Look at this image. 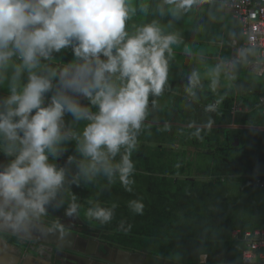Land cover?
<instances>
[{
    "label": "clouds",
    "instance_id": "obj_1",
    "mask_svg": "<svg viewBox=\"0 0 264 264\" xmlns=\"http://www.w3.org/2000/svg\"><path fill=\"white\" fill-rule=\"evenodd\" d=\"M198 2L164 0L177 18ZM130 11L134 9L129 0H0V85L7 69H12L10 94L0 100V137L10 142L7 155H14L0 169V225L23 229L46 214L66 179L65 168L49 163V156L62 153L59 145L70 137L77 139L84 158L72 183L81 176L91 181L104 175L109 183L118 177L125 190L132 191L130 157L136 133L146 117L149 96H160L167 86L172 46L182 41L177 33L163 34L155 21L130 35L126 31ZM67 47L77 63L62 69L41 65V59L50 60ZM185 53L191 56L187 47ZM38 68L47 74L34 71ZM221 71V64L209 70L213 91ZM24 73L27 82L19 85ZM54 77L59 88L45 105ZM200 86L201 74L194 69L186 91L194 97ZM69 92L87 97L97 111L82 107ZM65 113L75 121H88L80 136L62 131ZM121 148L124 153L117 161ZM114 207L97 204L87 209L86 216L106 224ZM129 207L137 214L143 212L139 201H130ZM79 208L73 196L65 214L77 215Z\"/></svg>",
    "mask_w": 264,
    "mask_h": 264
},
{
    "label": "trees",
    "instance_id": "obj_2",
    "mask_svg": "<svg viewBox=\"0 0 264 264\" xmlns=\"http://www.w3.org/2000/svg\"><path fill=\"white\" fill-rule=\"evenodd\" d=\"M129 5L134 9L126 21L130 35L155 21L163 34H179L180 47L192 42L203 44L197 38L201 35L199 39H204L213 18L208 9H203L204 18L201 17V7L196 4L178 18L171 14L172 6L164 0H129ZM233 38L238 39L237 35L227 36L219 55H230ZM67 50L72 56L67 63L62 62L63 68L77 60L72 48ZM173 53L171 59L184 60L182 52ZM171 64L172 61L169 75L173 70L181 72L182 69ZM35 71L47 74L41 69ZM19 82L23 85L27 77H21ZM53 86L45 105L59 88L55 77ZM165 89L158 97L149 96L146 117L136 133V145L130 157L134 165L130 177L132 191H126L118 177L109 183L104 175H97L91 181L81 176L78 183H72L78 173L77 165L84 158L77 150V139L70 137L59 145L64 149L62 153L49 156V163L65 168L66 179L40 218L54 222L74 217L65 214L73 196L87 209L97 204L105 208L115 205L109 223L92 220L95 224L89 225L113 245L171 264H200L202 255L204 264H242L245 245L232 238L231 232L264 229V187L258 185V181H264V131L257 129L264 128V115L255 99L244 100L231 92L210 91L205 83L194 89V97L187 91L181 96L170 95ZM68 94L92 113L97 111L87 97ZM235 104H242L248 111L232 112ZM209 106L214 110L208 111ZM63 121L62 131L76 136H80L88 123L75 121L70 113H65ZM234 139L238 140L237 146ZM1 146L11 149L10 142L3 137H0ZM123 153L121 148L115 159L119 161ZM69 157L73 160L64 164L62 160L69 161ZM12 159L14 155L9 156L0 148V169ZM133 200L143 204L142 214L130 209L129 202Z\"/></svg>",
    "mask_w": 264,
    "mask_h": 264
},
{
    "label": "crops",
    "instance_id": "obj_3",
    "mask_svg": "<svg viewBox=\"0 0 264 264\" xmlns=\"http://www.w3.org/2000/svg\"><path fill=\"white\" fill-rule=\"evenodd\" d=\"M195 6L201 7L199 10L201 17H203L204 14L203 9H208L211 11L209 14L213 17L210 19L211 24L206 29V32H204V39H199L201 35L199 38H197L198 41H203V44H195L192 42L191 47H187L191 50V56L185 53V47H179L178 49L173 48V52H182L185 57H183L184 60L179 57L169 60V64L172 61L171 65L173 68L182 70H180L181 72L173 70L174 73L172 71V74L169 75L170 78H168L169 81L165 87V91L174 96H181L185 94L187 87V77L194 69L198 70L201 74V84L205 83L206 88L212 91L210 86L211 77L208 75V73L211 68L215 67L217 64H221L222 71L220 73L219 83L215 91H223L227 94L231 92L244 100L253 101L255 99L262 112V106L259 103V98L264 95V63L261 62H264V55L258 56V50L253 48H248L244 52H238L237 47L241 46L245 42V37H243L241 34L239 22L233 18L232 13L228 9L223 7L222 0H203L197 3ZM199 31L200 29L198 32ZM230 34L237 35L238 37V39L233 38L231 41L230 55H219V53L224 50L222 47L223 43H225V39H227V36ZM205 41H208V44H205ZM233 42H235L234 46ZM65 49L67 50V48H64L60 52L52 54L51 59L54 60V62L52 65L47 63L49 67L51 66L57 69L63 68V65L65 64L62 65V62L67 63L65 61L71 58L69 56H72L70 52L64 54ZM194 53L196 54L193 55ZM60 58L63 61H61ZM45 61L43 60L44 66L47 65ZM77 62L78 61L75 60V63ZM233 64L235 65L234 67ZM21 77H27V74L24 73ZM203 89H205V87H203ZM77 96L83 98L82 95L77 94ZM235 111H248V108L243 107L242 104H235L233 106L232 112ZM257 129L261 130V128ZM261 183L262 186H259L264 187V181ZM34 221L38 222L37 219ZM9 229L11 228L0 225V264H55L56 262H69L70 264H75L74 261H72L73 258L71 256L70 258H67L68 256L64 252H58L56 254L48 253L47 251L43 250V248L46 250L50 249L47 246L40 245L37 242H31L27 239H24V237H13L6 234L5 231H9ZM92 239L101 240L112 248V252L110 254L107 255V253H105L107 257L105 262H109L108 264H117V262L121 263L124 259L127 260L126 257L123 256L126 253H139L144 255V257H151L136 250L120 247L118 244H116L117 246L113 245L112 242L102 238L101 233L97 234V238ZM70 245V248H75L74 244ZM84 249L85 251H88L87 247ZM54 250L57 251L56 248H54ZM120 250L124 252H120ZM91 258L94 259V257ZM164 262L170 264L167 261ZM240 262L242 263L241 259ZM91 263L95 264V262Z\"/></svg>",
    "mask_w": 264,
    "mask_h": 264
},
{
    "label": "water",
    "instance_id": "obj_4",
    "mask_svg": "<svg viewBox=\"0 0 264 264\" xmlns=\"http://www.w3.org/2000/svg\"><path fill=\"white\" fill-rule=\"evenodd\" d=\"M264 130V128H261ZM234 145H238L237 139H234ZM60 159H57L59 162ZM64 164H69L67 160H62ZM25 230V231H24ZM6 234L13 237H24L31 242H37L40 245L47 246L48 250L43 248L44 251L48 253L56 254L58 252H64L68 257L73 258L75 264H108L105 262L107 259L106 254L112 252V248L108 244L101 240H96L88 237H81L72 232L64 231L62 228L43 226L37 221H32L30 225H27L23 229H9L5 231ZM70 244H74L75 248L71 249ZM88 249V251L84 248ZM95 247V248H94ZM57 249V251L54 250ZM72 251V252H68ZM120 252H124L121 251ZM127 260H122V262H117V264H168L159 259L144 257V255L139 253H126L123 255ZM91 257H94L92 259ZM100 259V260H99ZM98 260V261H97ZM55 264H70L69 262H56ZM116 264V263H114Z\"/></svg>",
    "mask_w": 264,
    "mask_h": 264
},
{
    "label": "built area",
    "instance_id": "obj_5",
    "mask_svg": "<svg viewBox=\"0 0 264 264\" xmlns=\"http://www.w3.org/2000/svg\"><path fill=\"white\" fill-rule=\"evenodd\" d=\"M222 4L239 22L241 34L245 37V42L237 47L238 52L253 48L258 50V56H263L264 0H222ZM259 103L264 114V95L259 98ZM258 185L262 186V183L258 181ZM231 236L245 245L241 253L242 264H264V229L233 231ZM204 260L205 256H201L199 263L204 264Z\"/></svg>",
    "mask_w": 264,
    "mask_h": 264
},
{
    "label": "rangeland",
    "instance_id": "obj_6",
    "mask_svg": "<svg viewBox=\"0 0 264 264\" xmlns=\"http://www.w3.org/2000/svg\"><path fill=\"white\" fill-rule=\"evenodd\" d=\"M191 45H192V43L186 44V47L189 48V47H191ZM179 47H180V45H173L172 46V48H179ZM198 50H200V49H198ZM69 52H70V50H66V49L64 50V54H67ZM45 62H46V64L49 63L50 65H52V63L54 62V60L50 59L49 61H45ZM261 62L264 63L263 61H261ZM41 64H43V59H41ZM6 73H8V74H6ZM6 73H5L6 79H5L4 83L2 85H0V100H2L3 98H6L10 94V92H9V89H10V86H11L10 85V77H11V74H12L11 67H9L7 69ZM19 84H20V82H19ZM47 97H49L48 94H45V98H47ZM0 148L3 151H5V152H8V151L11 150V149H7V148H5L3 146H1ZM86 211H87V208H85V206H80L78 214L77 215H74V217L77 220L78 219L82 220L84 222V224H86L90 230H94V228H92L89 225H90V223H92L94 225L95 222H93L92 220H90L89 218H87ZM64 231H67V230H64ZM68 232H72V231H68ZM72 233H74V232H72ZM96 234H99V232L96 231ZM81 237H84V236H81Z\"/></svg>",
    "mask_w": 264,
    "mask_h": 264
},
{
    "label": "flooded vegetation",
    "instance_id": "obj_7",
    "mask_svg": "<svg viewBox=\"0 0 264 264\" xmlns=\"http://www.w3.org/2000/svg\"><path fill=\"white\" fill-rule=\"evenodd\" d=\"M37 220L43 226H52V227L62 228L67 231H72L74 232V234L79 235V236H86L88 238H97L96 232H94L93 230H90L88 226L84 224L82 220L80 219L77 220L75 217L64 219V220L59 219L58 221H54V222L48 221L42 218H38Z\"/></svg>",
    "mask_w": 264,
    "mask_h": 264
}]
</instances>
